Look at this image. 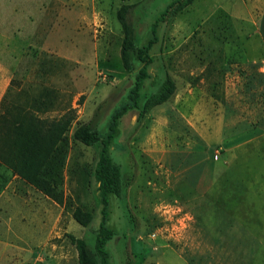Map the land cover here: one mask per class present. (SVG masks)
Returning a JSON list of instances; mask_svg holds the SVG:
<instances>
[{"label":"rangeland","instance_id":"obj_1","mask_svg":"<svg viewBox=\"0 0 264 264\" xmlns=\"http://www.w3.org/2000/svg\"><path fill=\"white\" fill-rule=\"evenodd\" d=\"M171 1L0 0V264H78L68 233L93 249L100 144L71 133L91 120L105 138L128 105L108 147L134 176L121 197L109 196L110 264H264V54L255 0H194L159 22L134 106L142 62L133 54V69L122 67L116 11L135 3L129 18L142 45ZM163 67L175 92L139 118ZM68 111L58 202L15 172L7 147L30 114ZM75 206L93 213L87 227L73 219Z\"/></svg>","mask_w":264,"mask_h":264},{"label":"trees","instance_id":"obj_2","mask_svg":"<svg viewBox=\"0 0 264 264\" xmlns=\"http://www.w3.org/2000/svg\"><path fill=\"white\" fill-rule=\"evenodd\" d=\"M194 0H172L159 14L153 23L152 37L142 45H138L135 36V27L129 18V13L135 3H122L116 11L117 19L121 25L123 37L120 45V58L122 67L126 71L133 69L132 55L136 54L142 62L135 80V85L131 92V99L134 106H137L138 90L142 80L147 77V67L153 58L149 54L152 43L155 42V28L159 22L169 23L172 18L181 12ZM163 77L156 87L150 92L139 109V118H142L148 111L157 105L166 102L175 92L176 83L174 78L163 67ZM128 106H123L121 110L113 115L109 125V133L105 138L100 136L99 130L91 120L77 123L71 137L84 145L92 146L100 144L98 159L94 167V175L98 180V194L101 204L100 220L98 229L95 231V241L91 249L84 238L67 234L70 242L77 252L78 264H110L109 252L106 249L107 242L113 237V230L107 226L109 216V196L121 197L125 189L132 183L134 176L130 173L125 176L120 166L113 163L108 154V147L111 139L115 135L118 118L127 110ZM74 115L72 111L54 118H37L30 114V119L19 122L13 127L12 142L9 143L7 151H11L9 161L13 165L15 172L24 176L29 182L34 183L40 190L44 191L55 201L61 202L60 163L56 164V155L62 152L67 144V132L69 131ZM62 148V149H61ZM58 167V174L56 168ZM54 183V184H53ZM72 217L80 225L87 227L92 219L93 213L75 206L72 209ZM131 222L134 217L130 213ZM144 264H155L147 262Z\"/></svg>","mask_w":264,"mask_h":264},{"label":"crops","instance_id":"obj_3","mask_svg":"<svg viewBox=\"0 0 264 264\" xmlns=\"http://www.w3.org/2000/svg\"><path fill=\"white\" fill-rule=\"evenodd\" d=\"M254 9L256 8L258 11L257 15V27H256V33L260 41V45L262 46V52L264 54V0H255L254 1ZM264 58L262 59V61ZM1 67V64H0ZM1 69V68H0Z\"/></svg>","mask_w":264,"mask_h":264},{"label":"built area","instance_id":"obj_4","mask_svg":"<svg viewBox=\"0 0 264 264\" xmlns=\"http://www.w3.org/2000/svg\"><path fill=\"white\" fill-rule=\"evenodd\" d=\"M261 70L264 71V60H263L262 63H261Z\"/></svg>","mask_w":264,"mask_h":264}]
</instances>
